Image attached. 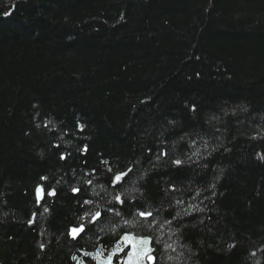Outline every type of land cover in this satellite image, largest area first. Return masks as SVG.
I'll use <instances>...</instances> for the list:
<instances>
[{"label":"trees","instance_id":"16d2710c","mask_svg":"<svg viewBox=\"0 0 264 264\" xmlns=\"http://www.w3.org/2000/svg\"><path fill=\"white\" fill-rule=\"evenodd\" d=\"M139 211L157 264H264V0H0V264H96Z\"/></svg>","mask_w":264,"mask_h":264},{"label":"snow or ice","instance_id":"6c2138e0","mask_svg":"<svg viewBox=\"0 0 264 264\" xmlns=\"http://www.w3.org/2000/svg\"><path fill=\"white\" fill-rule=\"evenodd\" d=\"M5 15L10 16L11 13L6 12ZM121 18L123 19V17ZM4 23H11V21H6ZM194 110L195 107L193 106V111ZM44 127L48 128L49 125L45 124ZM57 147L59 146L57 145ZM163 155H166V153H163ZM65 158L66 157L62 154L61 159H65ZM173 163L179 166L183 162L181 160H174ZM109 171L112 170L109 169ZM129 172H131V169H129L127 172L114 174V176L111 179L115 183L119 184L120 182H122L123 178L128 175ZM42 179H46V178H42ZM88 183L90 184L91 181L89 180ZM79 191L80 190L78 188L73 189L74 193H77ZM173 191H175L174 187H173ZM40 192L41 189L38 187L37 188L38 199L40 196ZM48 194L55 195V190L53 189ZM114 201L120 204L126 203V201H124L120 196H115ZM84 203L90 204L92 203V201H84ZM112 203H113L112 201H109L110 205ZM177 203H181V202L177 201ZM108 210L112 211L113 209L109 207ZM115 214L119 216L121 213L117 211ZM86 215L92 223L98 222L99 219L102 217V214L99 211H96L94 214L87 213ZM136 216H138L139 219H136ZM29 223H32V221H29ZM163 223L170 225L171 221L165 220L163 221ZM154 224H155L154 213L152 211H139L138 213H136V215L133 217L132 220H128V219L124 220L123 228L121 229L122 235L119 237V239L116 240L115 244L112 245L110 251L102 252L100 249L103 248L104 246L100 245V247L97 248L94 255L91 253H85V255L95 260L96 264H114V261L120 259L121 254H123V259L121 261V264H157V257L154 255V252H156L157 249L153 245L154 243L156 245H159L162 243V241L158 237L155 238L154 241L153 235L151 234ZM84 231H85V225L81 223L79 227H72L69 231V235L72 237L73 240H76L78 237H80L81 233H83ZM165 246H170V245H165ZM43 247L44 246L41 245V248ZM230 247H234V245H230ZM73 259L75 260L76 257L73 256ZM78 264H81V262L78 261Z\"/></svg>","mask_w":264,"mask_h":264},{"label":"rangeland","instance_id":"374dc122","mask_svg":"<svg viewBox=\"0 0 264 264\" xmlns=\"http://www.w3.org/2000/svg\"><path fill=\"white\" fill-rule=\"evenodd\" d=\"M123 259V258H122ZM122 259H121V261H122Z\"/></svg>","mask_w":264,"mask_h":264}]
</instances>
